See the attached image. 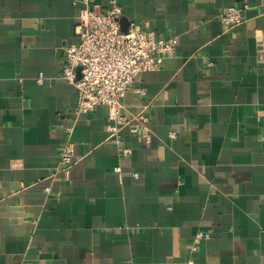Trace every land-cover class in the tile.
<instances>
[{"label":"crops","instance_id":"0c3cea01","mask_svg":"<svg viewBox=\"0 0 264 264\" xmlns=\"http://www.w3.org/2000/svg\"><path fill=\"white\" fill-rule=\"evenodd\" d=\"M115 1L178 39L123 98L151 135L123 129L126 158L108 107L72 115L61 77L85 0H0V264H264V0ZM68 129L74 165L54 177Z\"/></svg>","mask_w":264,"mask_h":264},{"label":"built area","instance_id":"2783aa9c","mask_svg":"<svg viewBox=\"0 0 264 264\" xmlns=\"http://www.w3.org/2000/svg\"><path fill=\"white\" fill-rule=\"evenodd\" d=\"M92 3L93 0H85L86 7L81 11L75 28L77 42L64 47L61 77L78 93L77 106L72 115L87 116L98 106L108 107L107 132L119 146V157L126 158L131 155L132 149L122 137L123 129L127 128L144 142H149L151 135L147 112L144 109L137 113L125 111L123 98L129 91L145 94L143 87L135 86V79L144 72L159 70L164 61L176 52L178 39L173 35L157 37L148 22L129 21L127 31L123 33L120 26L122 9L115 0H110L105 10ZM245 9L246 6L229 7L221 13L220 20L227 29H232L245 21ZM67 132L68 138L54 168V177L67 175L74 165L75 147L70 140L71 129ZM174 136L170 132V137ZM209 238L208 232L198 229L190 254Z\"/></svg>","mask_w":264,"mask_h":264},{"label":"water","instance_id":"95a60500","mask_svg":"<svg viewBox=\"0 0 264 264\" xmlns=\"http://www.w3.org/2000/svg\"><path fill=\"white\" fill-rule=\"evenodd\" d=\"M129 25V21L125 17H121L120 19V26H121V32H126Z\"/></svg>","mask_w":264,"mask_h":264}]
</instances>
